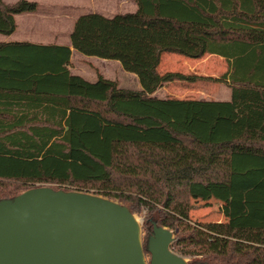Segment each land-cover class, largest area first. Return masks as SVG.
Instances as JSON below:
<instances>
[{
    "label": "trees",
    "instance_id": "obj_1",
    "mask_svg": "<svg viewBox=\"0 0 264 264\" xmlns=\"http://www.w3.org/2000/svg\"><path fill=\"white\" fill-rule=\"evenodd\" d=\"M134 2V12L79 15L70 40L119 61L139 91L72 74L70 46L0 43V200L43 183L135 201L155 212L145 247L157 225L188 264H264V0ZM37 9L0 0V33ZM163 54L223 57L214 80L230 99L153 96L167 82L211 79L162 73ZM212 187L228 191L227 219L191 222V199Z\"/></svg>",
    "mask_w": 264,
    "mask_h": 264
},
{
    "label": "water",
    "instance_id": "obj_2",
    "mask_svg": "<svg viewBox=\"0 0 264 264\" xmlns=\"http://www.w3.org/2000/svg\"><path fill=\"white\" fill-rule=\"evenodd\" d=\"M173 239L154 225L145 247L127 206L77 189L39 185L0 200V264H188Z\"/></svg>",
    "mask_w": 264,
    "mask_h": 264
},
{
    "label": "rangeland",
    "instance_id": "obj_3",
    "mask_svg": "<svg viewBox=\"0 0 264 264\" xmlns=\"http://www.w3.org/2000/svg\"><path fill=\"white\" fill-rule=\"evenodd\" d=\"M16 0H3L4 3L11 4ZM40 4L41 11H48L49 13L55 14L52 18L56 21V23H40L35 20H27L20 22V30L25 29L28 31H33L34 33H38L40 35L46 34L48 36L49 31L52 29H60L62 31V35H67L68 29L72 25L74 19L84 13L91 12H101L106 13L107 15H113L115 13H126L130 12L131 2L132 0H34ZM51 11H55L54 13ZM59 14H62L59 17ZM56 16V17H55ZM44 20V19H43ZM45 21V20H44ZM33 29V30H32ZM50 38V35H49ZM90 62H80L74 60L72 64V68L80 67L81 70L74 69L75 72L84 73L90 81L91 79H96L98 75L105 74L109 78H113L116 80L118 87H124L126 89H135L136 85L132 82L131 76L133 73L125 71L120 62L117 60H109V64L106 67L103 66L106 59H100L93 56H84ZM184 61L170 63L168 66L167 63H164L162 68L163 72H167L168 70L179 71L184 74H191V72H195L197 75H202L205 72L208 76H212L211 79H199L193 83L178 81L175 80L171 85L168 86H185L187 88H192L193 90H202L199 92H186L182 93V91H178L175 89H171L168 87L169 91L175 92L179 95H185L187 97H195L197 94H201L202 96L207 97H221L222 90L224 89L223 83L214 80L215 76L221 77L224 71L227 68V65L224 59H219L216 56L205 54L199 60L192 61L189 59H183ZM77 62V64H76ZM118 66V70L115 68ZM168 69V70H167ZM162 72V73H163ZM102 76V75H101ZM103 77V76H102ZM204 77V76H203ZM217 78V77H216ZM138 80V79H136ZM138 85V83H136ZM205 94H204V93ZM198 96V95H197ZM47 185L54 186L55 189H65L72 190L75 188H71L69 186H58L57 184H36L35 186ZM211 190L206 192V197L204 199L192 198L191 203L193 204V209L189 212V218L191 222H217V221H225L228 217V191L226 188H217L212 187ZM227 193H225V192ZM117 201L131 209L135 217H137L138 222L141 226V237L144 239V229H145V221L149 218V215L155 212H149L143 205L137 204L135 201ZM161 207H158L160 209ZM173 232V230H171ZM175 241V235L173 242ZM172 242V244H173ZM171 244V246H172ZM172 249V248H171ZM173 250V249H172ZM174 251V250H173ZM146 254V253H145ZM147 259L149 255L146 254ZM190 256H185V261L189 262Z\"/></svg>",
    "mask_w": 264,
    "mask_h": 264
},
{
    "label": "crops",
    "instance_id": "obj_4",
    "mask_svg": "<svg viewBox=\"0 0 264 264\" xmlns=\"http://www.w3.org/2000/svg\"><path fill=\"white\" fill-rule=\"evenodd\" d=\"M41 9L42 8H41V6L39 4L38 5V9L35 12H25V13H21V14H16L14 16L15 17V23H16L15 30L9 35H5V34H1L0 33V43L28 42V43H32V44H42V45H66V46H70V48H71V57H70V65H69L70 72L72 74L80 75L83 78H85L86 80L90 81V79L84 73L75 72L74 71V69L81 70L80 67L72 68V64L74 63V60H77V61H80V62H83V61L90 62V61H88L87 58H84L83 56H81L83 54L78 53L71 46L70 34L72 32L74 22H75V20H76V18L78 16L74 19L72 25L68 29L67 35H62V31L60 29H58V28H57V30L56 29L50 30L48 36H46V34L40 35L38 33H34L33 31H28V30H25V29H21L20 30V22L22 21V19H23L24 22L31 19V20H35L37 22H40L42 24H44V23H56L54 18H52L55 14L49 13L48 11L42 12ZM136 9H137L136 3L134 2V0H132L131 8L129 10H131L130 12H134ZM51 12L54 13L55 11H51ZM91 13H94V12H91ZM95 13H99V12H95ZM100 14H102L103 16H106V17H112V16H114L116 14H121V13H115L113 15H107L106 13H101L100 12ZM61 15L62 14H59V17ZM19 19H20V22H19ZM49 35H50V38H49ZM210 55H213V54H210ZM84 56H86V55H84ZM213 56H216L219 59H224L223 57L218 56V55H213ZM200 58H188V57H185V56H182V55H178V54H163V56L161 58V61H160V64H159V70L161 72H163L161 67H163L164 63H167L166 66H168L170 63H176V62L184 61L183 59H189V60H192V61L193 60L196 61V60H199ZM100 59H102V58H100ZM109 60L110 59H106L105 62H102V63H104L103 64L104 67H106L107 65H111L108 62ZM224 61H225V59H224ZM225 63L227 65L226 61H225ZM76 64H77V62H76ZM115 68L118 70V66H116ZM227 68H228V65H227ZM227 68L224 71V73L227 71ZM168 71H170V72H178L179 73V71H177V70L176 71L168 70ZM180 73L184 74L182 72H180ZM191 73L193 75H196V76L212 77V76H208V74L205 73V72H201V73H204L202 75H199V74L197 75L195 72H191ZM101 75L104 78H106V79H110V80L116 81L113 78H109L105 74H101ZM184 75H191V74H184ZM131 77H132L131 78L132 82L136 85L135 89H132V90H138V91L141 90L140 83H139L138 80H136L137 79L136 75L133 74V76H131ZM216 77L218 78V76H215V78ZM91 80L95 81L96 79H91ZM172 82L164 83L152 95L156 96V97H159V98L171 97V98H177V99L190 98V99L220 100V101H227V100L230 99L231 89L228 87V85L226 83H224L222 81H219V82L223 83V86H224V89L222 90L221 97H214V98L207 97L208 95L207 96H202L201 94H197L198 96L196 95L195 97H187L185 95H179V94H182V93H186L188 91L189 92H193V91L194 92H199V91H202V90L198 89V90L195 91L191 87L187 88L185 86H180V85L179 86H175V87L168 86V85H171ZM136 83H138V85ZM168 87L171 88V89H175L176 88V90H178L180 92L182 91V93L176 94L175 92L169 91ZM120 88H124V87H120Z\"/></svg>",
    "mask_w": 264,
    "mask_h": 264
},
{
    "label": "bare ground",
    "instance_id": "obj_5",
    "mask_svg": "<svg viewBox=\"0 0 264 264\" xmlns=\"http://www.w3.org/2000/svg\"><path fill=\"white\" fill-rule=\"evenodd\" d=\"M136 219H137V217H136ZM138 220V219H137Z\"/></svg>",
    "mask_w": 264,
    "mask_h": 264
}]
</instances>
